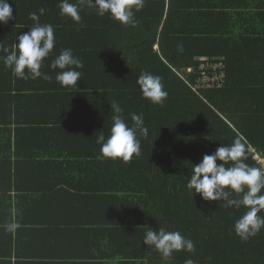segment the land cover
I'll return each instance as SVG.
<instances>
[{
    "label": "trees",
    "instance_id": "16d2710c",
    "mask_svg": "<svg viewBox=\"0 0 264 264\" xmlns=\"http://www.w3.org/2000/svg\"><path fill=\"white\" fill-rule=\"evenodd\" d=\"M8 2L13 18L0 24V41L11 47L36 13L59 34L41 72L57 74L51 61L69 48L84 66L75 88L51 90L43 78L15 77L0 59V264H12V246L19 256L30 238L74 246L88 253L80 259L100 264H264V228L246 241L234 231L245 207L205 201L186 187L192 164L237 138L245 163L263 169L252 150L264 158V0H145L133 10L135 27L87 6L77 23L60 15V0ZM199 58L224 64L222 88H194ZM145 71L161 77L162 106L142 97L136 81ZM113 100L129 126L142 114L148 129L129 162L102 158L97 143L112 126ZM149 228L178 231L194 250L164 259L143 243Z\"/></svg>",
    "mask_w": 264,
    "mask_h": 264
},
{
    "label": "clouds",
    "instance_id": "9594fccd",
    "mask_svg": "<svg viewBox=\"0 0 264 264\" xmlns=\"http://www.w3.org/2000/svg\"><path fill=\"white\" fill-rule=\"evenodd\" d=\"M145 0H60V15L71 18L79 23L80 10L87 6L96 11L99 16L109 14L112 19L122 25L136 26L134 9L139 11L144 7ZM12 7L8 0H0V24H6L12 19ZM44 9H40L43 14ZM34 25L26 33L17 35L16 42L7 47L0 41V59L5 67L11 69L12 74L20 79L43 78L52 79L41 72L42 61L48 57L55 45L54 28L51 24L39 23L36 13L30 14ZM183 52V45L177 46ZM82 60L69 49H62L51 61L50 68L59 69L55 80L67 88H75L82 76L78 69L83 68ZM142 97L154 105H163L168 93L164 90L161 77L147 71L142 72L137 81ZM112 126L107 137L103 131L97 139L101 145L100 153L105 159H120L129 162L133 156L141 153L140 137H147L148 129L144 126L142 114L131 115L133 121L129 126L123 116V108L113 100L110 103ZM247 159L246 146L237 138L231 145H220L211 154H205L197 164H192L191 174L186 187L194 194H199L205 201H224L223 207H245L247 211L234 223L237 236L246 241L257 235L264 228V216L258 215L264 210V169L253 167L245 163ZM221 163H217V162ZM231 165L227 166L226 165ZM233 193L242 194L239 199L232 198ZM17 224L8 225L12 231ZM143 243L154 246L164 259L172 257L174 252L194 250V244L178 231H166L160 228L154 231L151 228L146 232ZM185 264H194L188 259Z\"/></svg>",
    "mask_w": 264,
    "mask_h": 264
},
{
    "label": "crops",
    "instance_id": "0c3cea01",
    "mask_svg": "<svg viewBox=\"0 0 264 264\" xmlns=\"http://www.w3.org/2000/svg\"><path fill=\"white\" fill-rule=\"evenodd\" d=\"M261 1V0H260ZM256 7V5H254ZM221 7V6H220ZM230 5L227 4L226 8H229ZM254 7H250L249 9L253 11ZM65 37L66 34H64ZM55 38H58L59 34L58 33H54ZM8 42L4 43L5 46L8 47ZM50 76L52 77V79L49 81L50 82V86H51V90H55V89H60V84L55 80V76H56V72H52L50 74ZM52 92V91H51ZM58 103H69L68 101L64 100V98H61L60 100L57 101ZM49 106H52V103H56V101L53 100H49L46 102ZM69 111V110H66ZM47 119H51L53 118H57V110L56 107L53 108H49L46 113H45ZM65 117L69 116V113H64ZM72 115V114H71ZM47 127V126H46ZM47 128H51V126L47 127ZM81 128V127H80ZM15 136V133H14ZM12 152H15L12 150ZM13 168H15L16 166H20L21 164L18 161H13L12 160V164ZM14 173V172H13ZM15 196H21V195H13ZM21 212H25V210H22ZM4 229L7 228V226L3 227ZM30 242L26 243L27 245H23V248L19 251V256H15L16 253V247L15 244L12 246V252H13V256L11 259V263L12 264H33L34 262H40V264H97V263H101L100 260L97 259H85L82 260L80 259V257H82V255L88 256V253L86 252H82L81 249H78L74 246L68 247V248H64V247H58L54 244L53 241H51V243H46L44 245H42V247L40 246L39 243L32 241V238H30ZM3 243L0 242V249L1 247H4L2 245ZM10 244H6V247H8ZM60 246H63L62 244H59ZM36 249V251H35ZM39 256V259H33L31 257H37ZM60 256H63L62 258ZM16 257H19L18 259L20 261L17 260ZM8 259H5L4 261H6ZM2 261V259H0V262ZM3 261V262H4Z\"/></svg>",
    "mask_w": 264,
    "mask_h": 264
},
{
    "label": "built area",
    "instance_id": "2783aa9c",
    "mask_svg": "<svg viewBox=\"0 0 264 264\" xmlns=\"http://www.w3.org/2000/svg\"><path fill=\"white\" fill-rule=\"evenodd\" d=\"M198 60L202 61L203 63L200 64V66L197 68V71H195L196 74H198V78L195 80V89H220L222 88L224 84V73L223 68H225L224 64L218 63L216 65H213L206 59L199 58ZM189 72L192 71V69L188 70ZM210 71H219V73H216L215 75L209 74ZM252 153L254 154V159L257 160V162L262 166L264 169V158H262L260 155H258L254 150H252Z\"/></svg>",
    "mask_w": 264,
    "mask_h": 264
}]
</instances>
